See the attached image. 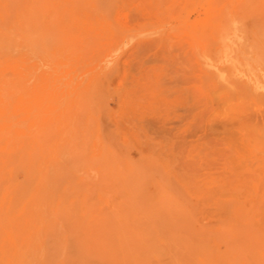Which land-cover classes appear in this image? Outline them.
<instances>
[{
    "label": "rangeland",
    "instance_id": "374dc122",
    "mask_svg": "<svg viewBox=\"0 0 264 264\" xmlns=\"http://www.w3.org/2000/svg\"><path fill=\"white\" fill-rule=\"evenodd\" d=\"M0 264H264V0H0Z\"/></svg>",
    "mask_w": 264,
    "mask_h": 264
},
{
    "label": "bare ground",
    "instance_id": "6f19581e",
    "mask_svg": "<svg viewBox=\"0 0 264 264\" xmlns=\"http://www.w3.org/2000/svg\"><path fill=\"white\" fill-rule=\"evenodd\" d=\"M2 28H5V27H2ZM13 29H14V28H13ZM13 29H12V30H13ZM14 32H15V31H14ZM6 87H7V86H6Z\"/></svg>",
    "mask_w": 264,
    "mask_h": 264
}]
</instances>
